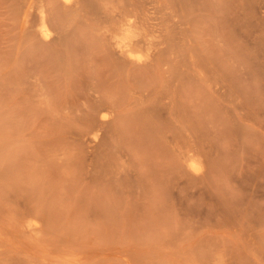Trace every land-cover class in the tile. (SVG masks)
<instances>
[{
  "label": "rangeland",
  "instance_id": "obj_1",
  "mask_svg": "<svg viewBox=\"0 0 264 264\" xmlns=\"http://www.w3.org/2000/svg\"><path fill=\"white\" fill-rule=\"evenodd\" d=\"M0 264H264V0H0Z\"/></svg>",
  "mask_w": 264,
  "mask_h": 264
},
{
  "label": "bare ground",
  "instance_id": "obj_2",
  "mask_svg": "<svg viewBox=\"0 0 264 264\" xmlns=\"http://www.w3.org/2000/svg\"><path fill=\"white\" fill-rule=\"evenodd\" d=\"M118 42H119V41H118ZM122 44H123V42H122ZM125 44H126V43H125ZM125 44H124V45H125ZM119 45H120V42H119ZM124 45H123V47H124ZM125 46H126V45H125ZM120 48H121V47H120ZM125 48H126V47H125ZM122 49H123V51H125L124 48H122ZM126 50H127V49H126ZM120 51H121V50H120ZM123 51H122V52H123ZM125 52H126V51H125ZM125 52H124V53H125Z\"/></svg>",
  "mask_w": 264,
  "mask_h": 264
}]
</instances>
